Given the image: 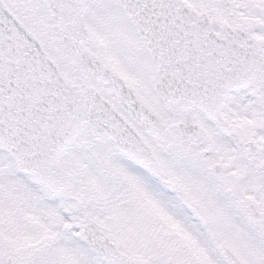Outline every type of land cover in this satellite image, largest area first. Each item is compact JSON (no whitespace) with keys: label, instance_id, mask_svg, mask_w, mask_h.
<instances>
[{"label":"snow or ice","instance_id":"6c2138e0","mask_svg":"<svg viewBox=\"0 0 264 264\" xmlns=\"http://www.w3.org/2000/svg\"><path fill=\"white\" fill-rule=\"evenodd\" d=\"M0 264H264V0H0Z\"/></svg>","mask_w":264,"mask_h":264}]
</instances>
